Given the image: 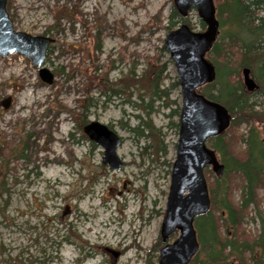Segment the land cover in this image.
<instances>
[{"label":"rangeland","instance_id":"rangeland-1","mask_svg":"<svg viewBox=\"0 0 264 264\" xmlns=\"http://www.w3.org/2000/svg\"><path fill=\"white\" fill-rule=\"evenodd\" d=\"M172 7L173 0L6 1L14 29L53 38L44 65L54 79L43 82L24 55L0 56V168L7 164L0 172V264L157 263L178 138L176 105L151 97L146 79L116 94L110 88L124 75L139 78L164 63L163 86L177 80L162 50L165 34L181 23L167 29ZM185 17L191 30H205L195 8ZM170 99L180 105L179 85ZM148 119L165 151L138 133ZM89 121L122 137L120 169L101 162L103 150L82 130ZM207 146L213 148L209 140ZM259 194L264 215V188ZM243 226L258 230L253 211ZM194 228L198 235L196 218Z\"/></svg>","mask_w":264,"mask_h":264},{"label":"trees","instance_id":"trees-1","mask_svg":"<svg viewBox=\"0 0 264 264\" xmlns=\"http://www.w3.org/2000/svg\"><path fill=\"white\" fill-rule=\"evenodd\" d=\"M215 16L219 22V34L208 50L209 62L215 67L216 77L204 85L202 93L223 105L229 113V123L219 135L209 139L224 164L223 174L215 176L205 169L208 180L210 208L198 216L199 249L189 264H264V215L260 210L261 188H264V0H213ZM177 19L173 21L172 19ZM168 28L177 22L188 23L174 7L171 8ZM204 27V24L200 22ZM220 29L223 30L220 33ZM227 40V41H225ZM164 49V46L162 47ZM170 60V59H168ZM248 67L258 87L247 91L238 79V69ZM166 64L150 66L139 78L134 73L124 75L112 84V93L124 91L131 84L147 80L151 97L175 104L172 109L178 115L179 104L170 99V92L178 86L175 80L163 86ZM246 124L245 133L239 127ZM138 133L156 142L157 151H165L161 145L159 130L151 120L141 121ZM178 128V123L173 124ZM147 133L144 135V131ZM242 145L244 146L242 148ZM22 156V155H21ZM7 171V164L0 168ZM240 189V196L234 192ZM260 222L252 234L243 223L251 212ZM160 240L158 239L157 245ZM155 262H150L154 264Z\"/></svg>","mask_w":264,"mask_h":264},{"label":"water","instance_id":"water-1","mask_svg":"<svg viewBox=\"0 0 264 264\" xmlns=\"http://www.w3.org/2000/svg\"><path fill=\"white\" fill-rule=\"evenodd\" d=\"M6 1L0 0V56L17 53L28 57L38 68L39 78L52 83L54 75L44 62L53 38L33 36L14 29ZM173 4L181 16L195 8L206 29L203 32L192 31L182 23L164 37V47L176 70L181 100L175 158L159 234L162 245L156 264H188L198 251L199 242L193 222L196 216L205 214L210 207L204 168L210 167L216 176L222 175L224 170V164L218 160L215 150L207 147L206 141L220 134L229 123L227 109L197 91L215 78V68L205 58L218 34L213 0H173ZM242 77L247 91L257 88L248 67L242 69ZM82 130L103 150L101 162L110 170L120 169L123 160L118 156L117 148L121 145V136L98 121H89ZM173 232H178L177 237L167 242Z\"/></svg>","mask_w":264,"mask_h":264},{"label":"bare ground","instance_id":"bare-ground-1","mask_svg":"<svg viewBox=\"0 0 264 264\" xmlns=\"http://www.w3.org/2000/svg\"><path fill=\"white\" fill-rule=\"evenodd\" d=\"M52 170H53V171H58V170H57L56 168H54V167H52Z\"/></svg>","mask_w":264,"mask_h":264}]
</instances>
